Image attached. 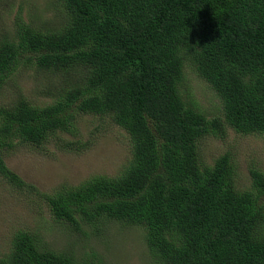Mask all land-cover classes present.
<instances>
[{
    "label": "trees",
    "instance_id": "trees-1",
    "mask_svg": "<svg viewBox=\"0 0 264 264\" xmlns=\"http://www.w3.org/2000/svg\"><path fill=\"white\" fill-rule=\"evenodd\" d=\"M57 2L62 14L50 27L41 16L25 21L20 2L0 30L1 176L84 238L110 222L143 228L151 264H264V172L250 167L242 190L229 150L212 165L200 153L203 138L225 139L228 128L264 139V0ZM27 69L65 82L39 89L50 101L35 104L16 84ZM186 69L216 102L194 99ZM78 114L127 133L131 157L116 176L46 193L7 167L4 155L19 145L51 137L73 151L87 146L61 138L76 134ZM42 238L18 229L0 264H103L94 251L76 254L72 242L54 250Z\"/></svg>",
    "mask_w": 264,
    "mask_h": 264
},
{
    "label": "rangeland",
    "instance_id": "rangeland-1",
    "mask_svg": "<svg viewBox=\"0 0 264 264\" xmlns=\"http://www.w3.org/2000/svg\"><path fill=\"white\" fill-rule=\"evenodd\" d=\"M22 3L21 17L41 16L40 23L52 26L62 14V5L55 0H2L0 2V30L8 26L18 13ZM187 70V69H186ZM188 80L194 99L202 106L209 107L216 102L212 91L191 69L187 70ZM72 81L77 79L74 75ZM59 82L64 83L61 74H38L31 69L18 72L16 84L30 95L33 103L44 105L50 101L47 94L39 89L56 90ZM9 86V84H7ZM51 88V89H50ZM9 90V91H8ZM11 88L3 90V97L11 96ZM15 96V95H13ZM3 101L0 96V102ZM76 134H61L63 140L81 139L88 142L80 151L65 148L64 143L51 138L43 147L32 148L19 145L4 155L8 168L27 183L39 190L50 193L56 187L73 186L94 175L116 176L131 157L127 133L112 124L106 117L78 114L75 120ZM231 152L232 163L237 171L239 189L251 187L250 167L264 172V139L259 134H236L227 129L225 139L205 137L201 142L202 160L213 164L214 159L226 151ZM43 199L37 194L20 191L7 182L0 174V253L8 252L12 246V236L18 229L28 228L43 235V241L54 250H61L73 243L78 254L82 249L87 254L94 251L103 264H151L145 256L143 228H123L108 223L103 232H94L89 238L77 235L72 227L57 223ZM89 229V227H85ZM101 229V227L99 228Z\"/></svg>",
    "mask_w": 264,
    "mask_h": 264
}]
</instances>
